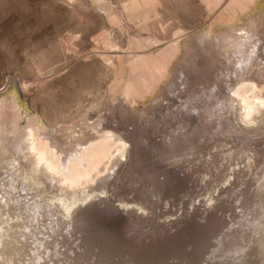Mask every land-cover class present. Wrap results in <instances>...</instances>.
Masks as SVG:
<instances>
[{"label":"rangeland","instance_id":"rangeland-1","mask_svg":"<svg viewBox=\"0 0 264 264\" xmlns=\"http://www.w3.org/2000/svg\"><path fill=\"white\" fill-rule=\"evenodd\" d=\"M243 25L253 27L256 42L226 58L217 35ZM202 37L210 52L198 42ZM263 42L264 0H0V102H12L18 128L64 139L80 132L82 119L101 114L129 146L106 176L105 193L68 217L55 205L42 206L38 191L16 178L19 207L32 210L38 229L29 219L27 227L43 238L50 227L56 231L39 243L25 234L21 264H245L249 256L257 264L264 248L257 231L264 226V124L244 129L229 101L235 89L264 98ZM248 70L260 77L261 89L249 90L250 81L240 89ZM219 107L225 117L204 115ZM108 157L91 178L106 173ZM1 161L3 182L9 168ZM226 164L237 170L233 177ZM248 214L253 219L245 227ZM50 234H58L54 242ZM245 235L259 237L255 253L248 254L254 242L246 246ZM31 240L41 246L32 248Z\"/></svg>","mask_w":264,"mask_h":264},{"label":"bare ground","instance_id":"bare-ground-1","mask_svg":"<svg viewBox=\"0 0 264 264\" xmlns=\"http://www.w3.org/2000/svg\"><path fill=\"white\" fill-rule=\"evenodd\" d=\"M253 23H254V21H251L250 26ZM231 28H233V27H231ZM252 28L253 27L248 28L245 26L244 27H237L236 26L234 28V30H236L235 32L232 31L233 29L232 30H226L225 32H220L217 35V45H218V50L220 51V53L223 56L226 55V58H229L235 52L243 51L251 41H252V43H255L256 41L253 42V40H254V38L256 39V37H255L256 33H253V32H256V31L255 30L252 31L253 30ZM198 42L202 43L204 45V48L207 49V51H209V52L211 51L210 50V47H211L210 43L207 40H205L203 37L200 40H198ZM194 44H198V43L195 42ZM202 44H201V46H202ZM260 44H261V42L259 43V45ZM251 46H253V44ZM198 47H199V49H201L200 44L198 45ZM251 48H249V49H251ZM258 48H260V47H258ZM201 51H202V49L200 50V52ZM204 54L202 53V55H204ZM236 54H238V53H236ZM205 57H207L206 54H205ZM233 57H235V56H233ZM244 58H245V56H244ZM209 59H211V58H209ZM242 60H240V61H242ZM213 62H214V59H213ZM194 64H195V62H194ZM257 65H258V63H257ZM263 65H264V63H263ZM217 67H219V66H217ZM253 68L254 67H252V69ZM259 80H260V77L258 79L257 74H254L251 70H248V72L245 75V78H243V80L240 83L241 84L240 89L245 90L244 88H246V85H248L247 83H249V86H248L249 90L251 89L252 91H254L255 89L258 88L259 85H261L260 84L261 82ZM246 81H250V82L246 83ZM244 82L246 85L244 84ZM188 86L190 87V84ZM260 89H261V87H260ZM189 90H190V88H189ZM237 90H239V89L237 88ZM242 90H240V91H242ZM246 90H248V88H246ZM235 91H236V89H235ZM235 91L232 93V96H230L231 99L229 101V104H230L229 107L231 109L235 110L236 117L240 120L241 124L243 125V128L246 130H247V128L256 129L257 127H260L261 124H264V98L259 97L255 93H253V95H251V96H245L243 93H239V92L237 93V91L236 92ZM245 91H243V92L245 93ZM190 93H189V95H190ZM235 101H236V103H234ZM204 102L205 101H203V103ZM194 103H195V101H194ZM204 107H206V106H204ZM207 109H206L207 113L204 115L208 116L211 121H216L217 119H219L221 114H223L224 117L226 115L225 112L221 108L217 111L213 110V112L207 111ZM16 111L17 110L14 107V105L12 104V102H7V101L5 102L4 100H2L0 102V114L2 115V118L0 119V157L2 158L1 163L6 165L9 168V173H8L9 179L5 181V179H6L5 178L3 180V182L0 181V264H17V262L19 264H21L23 261V258H24V254L26 253L24 251V244L29 242V241H24L25 234L29 233L28 235H30V236L33 235L32 236L33 238H34V236H36L34 231H33L34 230L33 228H35L37 225H34L32 220H30L32 217H34L33 213L31 212L32 210L31 211H26V209H24L25 211L21 210V208H20L21 204L20 203L18 204V202H19L18 200L20 199V197L14 193V191L17 190L16 188L18 185V184L15 185V182L17 181L16 178L19 179L18 180L19 183L21 182L20 180H22V182H26L27 186L32 191H36V192L38 191V194H37L39 197L38 201L40 203H42V206H43V204L51 205L53 208H51L49 210H53L54 209L53 205H55V207L60 208L63 211L62 213H63L64 217H68L71 215L72 211L81 203L84 204L85 201L90 200L92 197L97 196L99 194H100V196H102L101 193H105V185L103 184V182H104V180H106V176L108 177L109 175H111V173L114 172L115 166H117V165H119V163H121L120 161H122L123 160L122 158L125 157L126 150H128V147H129L127 142H126L124 135L121 134V132H122L121 129L119 131V129H117L115 126L109 127V125H107L105 123V120H104L105 117H102L101 114H98L97 115L98 117L97 118L95 117V119L92 121H90L89 118L82 119V123L78 127L80 130V132H78V134H73V133L71 134L70 132H68V134H67L68 136H66V138H64V139H61L60 136H59L60 137L59 138L55 134L49 133V131L48 132H46V131L42 132L40 129H34V130L33 129H29V130L23 129V130H20L18 128L19 125H18V119L16 117V115H17ZM198 113H199V111H198ZM211 113L215 114L216 118L211 116ZM226 119H227L226 123H229L230 120H228V118H226ZM76 128L77 127L73 126V130H75ZM239 129H241V128H239ZM226 130L231 132L227 126H226ZM237 131L242 133L241 130H237ZM42 140H44V141H42ZM111 148H113L114 151H112L110 153ZM241 150H238V153L242 152L241 155L249 156V157L251 156L249 151H247V150H249L247 147L246 148L242 147ZM236 151H237V149H236ZM239 151H241V152H239ZM59 154H61V158H59V156H58ZM107 155L109 156L108 161L110 160L109 162H111V163L109 164L110 166L107 167L108 170L106 171V173H105L106 169L104 170V173H105L104 175H102L103 174L102 172L97 171L95 176L93 175L94 177L91 178V176H90V173H92L91 171L95 172L96 170H98L97 168L100 166L102 158L104 159L105 156H107ZM107 162H105V163L107 164ZM231 163L234 166H236V169H238L240 167V166H238L239 165L238 163H235V161H233V158L231 159ZM226 165L228 166V164H226ZM229 170H230L229 175L233 177V175H235L237 170L235 171V169L233 167H229ZM259 178L260 177H257V180ZM81 179H84V183L81 182ZM237 179L239 180L240 178L237 177ZM229 181H230V178L227 177L224 180V183L229 182ZM258 182H260V180ZM263 186H264V178H263V182L261 183L260 187H263ZM260 187L258 188V190L260 189ZM256 188H254V191H253L254 193L256 191L255 190ZM15 192H17V191H15ZM241 192H243V191H241ZM259 192H260V190H259ZM243 193H245V191ZM256 194H257V196L259 195L258 192ZM261 195H263V194L261 193ZM261 195H259V196L263 200L264 198L261 197ZM28 199L30 200V198H28ZM256 201H260V200L258 199ZM127 203H129V202H127ZM122 204H125V203H122ZM254 204H256V203H254ZM262 204H263V202H262ZM19 205H20V207H19ZM22 205H24V204L22 203ZM37 206L38 205H36L35 210L38 209ZM256 206L258 207L260 205L258 204ZM254 207L252 206V208H254ZM26 208L30 209V207H28V206ZM40 208H42V207H40ZM57 208H55V210ZM260 208H262V212H263L264 204H263V206H260ZM29 209H27V210H29ZM253 210L250 213L251 216L254 214ZM38 211H40V210H38ZM257 211L259 212V218H260V215L262 212L260 210H257ZM47 212H45V213L48 214ZM31 213H32V215H31ZM35 213H37V212L35 211ZM6 214H7V216H5ZM46 214H43V215H46ZM50 214H51V212H49V215H47V216H50ZM29 215H30V217H29ZM250 215L248 214L247 217L245 216V219H243V221H244V222H242L243 226L245 225V227H247L246 224L250 223L249 219L250 218L253 219L252 217H254L256 214L252 217ZM35 216L38 217V215H36V214H35ZM45 217L46 216H44V218ZM38 218H37V220H38ZM262 218H260V219H262ZM28 219H29V221H31L32 226H35L32 228L33 230L30 229L29 224H28L29 225L28 227L26 225V222L28 221ZM29 221H28V223H30ZM52 222H53V220H52ZM54 223H55V221H54ZM44 225H46V224L44 223ZM53 227H54V225H53ZM56 227H57V225H56ZM36 228H35V230H36ZM51 228L52 227H50L49 230ZM240 228H244V227L241 226ZM49 230L47 231V235H45V237H48ZM58 230L62 231V229H60V228H58ZM237 230H238V228H237ZM237 230H235V231H237ZM241 230H243V229H241ZM248 230H249V228H248ZM259 230L262 231V233L264 234V226H263L262 230L259 228L257 229V231H259ZM31 231H33V233H31ZM52 232H56V231L54 229L53 230L51 229V233ZM43 233H45V232H43ZM57 233H58V231H57ZM239 233H241V232H239ZM259 233H261V232H259ZM30 236L26 235V240H28L27 237H30ZM52 236H53V234L49 237L51 238ZM57 236H58V234L54 235L53 238L57 237ZM60 236H62V235L60 234ZM60 236H59V238L61 239ZM63 236H65V235H63ZM67 236L69 237V235H67ZM67 236H65L64 238H66ZM45 237L43 238V235L41 237L36 236L33 241H34V243H39L41 240L44 239V242H45L46 241ZM229 237H230V235L228 236V238ZM243 237H244V235L242 236V238ZM245 237H247L246 246H249V244L252 245L254 242V245H253V247H250L248 254H250L252 252L255 253L256 252V249H255L256 245H258V243H259V241H258L259 237L258 238L256 237L257 240H254L255 237L254 236L252 237L251 235H249V236L245 235ZM50 238H47V239H50ZM53 238H52V241L56 240L55 238L54 239ZM234 238H236V237H234ZM69 239H71V235H70ZM227 239L225 238V242ZM35 241H38V242H35ZM52 241H50V243H52ZM30 242H31L30 244H33V245H31L32 248H35L36 246H41L39 244H35L36 245L35 246L34 243L32 242V240ZM56 242H58L61 245L64 244V241L62 243L59 240ZM227 242L229 243L230 240ZM251 242H252V244H251ZM237 243H240V242H237ZM28 244L29 243H27V245ZM43 245H45V244H43ZM233 245H234V243L231 246H233ZM240 245H242V244H240ZM260 246H262V244H260ZM54 247H55V251H57L58 248H56V246H54ZM76 247H77V245H76ZM246 248L248 249L249 247H246ZM252 248H254L255 250ZM28 249H30V248H28ZM35 249H37V248H35ZM41 249H43V248H41ZM59 249L61 250L60 245H59ZM76 249H79V248H76ZM259 249H261V250L260 251L257 250L258 253L256 252L257 255L255 254V256L261 257V260H259L257 264H264V248L259 247ZM48 250H49V248H48ZM48 250H47V252H48ZM242 250H244L243 253L246 252V255H248L247 251H245L244 246H243ZM32 252H34V251H31L30 254ZM60 252L61 251H59V253ZM240 253H239L240 257L242 255H245L243 253L242 254H240ZM42 254L43 253H41V255ZM41 255H39L37 257L40 258ZM251 255H253V254H251ZM242 257H244V256H242ZM249 257H247V259L242 258V259H245L243 261V263H245V264L251 263L252 264L253 259L249 258ZM259 257H257V258H259ZM34 258H36V257H34ZM53 258H54V256H53ZM257 258H255V260H257ZM55 260H57V259H55ZM255 260H254V262H255ZM39 262H43L42 259ZM35 263H33V264H35ZM51 264H53V262ZM230 264H231V262H230Z\"/></svg>","mask_w":264,"mask_h":264}]
</instances>
